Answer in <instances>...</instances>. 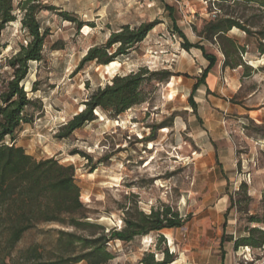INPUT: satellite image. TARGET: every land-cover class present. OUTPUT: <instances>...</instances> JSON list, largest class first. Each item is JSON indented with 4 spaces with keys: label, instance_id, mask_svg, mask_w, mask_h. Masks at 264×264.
Instances as JSON below:
<instances>
[{
    "label": "rangeland",
    "instance_id": "obj_1",
    "mask_svg": "<svg viewBox=\"0 0 264 264\" xmlns=\"http://www.w3.org/2000/svg\"><path fill=\"white\" fill-rule=\"evenodd\" d=\"M38 1L55 8L38 14L44 32L42 60L29 62L22 84L28 96L41 99L43 110L38 115L37 108H31L33 121L22 125L15 144L37 159L54 156L60 163L73 164L87 220L102 226L92 228L97 234L122 228L124 216L138 218L160 206L185 218L179 227L150 231L131 241L109 240L107 249L113 258L105 264H146L150 255L161 260L165 251L172 256L169 264L263 263L262 250L235 249L229 240L245 233L251 225L249 215L264 217V54L258 52L255 36L231 28L226 36L244 51L232 53L230 60L240 56L243 64L223 67L222 48L231 52L228 41L201 36L205 22L224 12L217 0ZM165 4L172 6L171 14ZM225 10L254 21L252 30L264 26V15L254 7ZM63 12L75 22L64 19ZM20 16L18 11L17 20L0 32V89L11 75L5 58L25 42ZM172 18L191 42L217 56L205 78L209 93L201 85L193 94L194 111L187 97L207 61L199 49L181 47ZM151 20L158 23L133 50L118 57L121 63L80 65L89 47L103 44L121 25L132 28ZM77 22L84 25L77 28ZM140 66L167 69L172 75L167 82L146 80L143 100L116 118L97 111L95 120L69 137H57L59 126L83 107L92 90L110 82L115 73ZM34 80L37 91L31 92ZM5 142L11 140L6 137ZM229 194L234 206L224 215ZM59 227L40 225L50 229L46 235L36 229L26 231L13 258L33 242L52 246L54 229Z\"/></svg>",
    "mask_w": 264,
    "mask_h": 264
},
{
    "label": "trees",
    "instance_id": "obj_2",
    "mask_svg": "<svg viewBox=\"0 0 264 264\" xmlns=\"http://www.w3.org/2000/svg\"><path fill=\"white\" fill-rule=\"evenodd\" d=\"M217 1L224 12L205 22L201 36L208 40L215 37L228 41L231 52L225 46L222 48L223 67L243 64L240 56H237L238 59L230 60L232 53L244 51L243 46L226 36L233 27L240 29L246 37L255 36L257 50L264 54V26L252 30L251 28L255 26L254 21L249 22L243 15L234 16L225 10L242 5L254 7L261 16L264 15V0ZM54 8L38 0H0V32L8 23L17 20L19 11L21 13L19 21L26 33L25 42H21L17 50L5 58V65L11 70V75L0 89V264H76L82 261L85 264H105L113 258V254L107 249L106 243L109 240L131 241L135 237L145 236L150 231L179 227L185 221L177 212H171L168 206H160L151 209L149 213H142L138 218L124 216L122 228H111L107 232L100 231L97 234L92 228L102 229V226L87 220L84 206L79 199L80 188L74 178L73 164L60 163L54 156L37 159L13 141L23 124L32 123L34 111L31 108H37L40 112L38 115H41L43 110L41 99L28 96L22 81L28 73L29 62L42 60L44 32L41 30L38 14L44 9ZM164 9L169 14L172 13V6L169 4H165ZM63 13L64 19L75 22L74 17ZM171 21L172 28L181 38V47L185 50L199 49L207 61L187 97L194 111L196 102L193 94L199 86H206L205 78L215 65L217 56L207 52L202 44L191 42L175 19L172 18ZM157 23L156 20L143 21L132 28L128 24L121 25L110 32L103 44L89 47L80 65L94 62L96 66H107L119 60L120 55L133 50ZM82 25H84L82 22H77V28ZM171 75L172 72L167 69L149 70L143 66L128 73H115L110 82L92 90L82 101L83 107L59 126L57 137H69L85 123L95 120L97 111L105 113L111 119L116 118L127 108L143 100L141 90L146 80L167 82ZM36 83L37 80L32 81L31 92L37 91ZM206 92L209 93L207 86ZM6 137L11 140L10 143L5 142ZM240 186L245 188L244 183ZM228 198L229 205L224 215L234 206L233 196L229 194ZM247 222L251 225L246 226L245 233L235 238L230 236L229 240L233 241L235 249L239 246H248L264 252L262 228L264 217L259 218L257 214H251ZM49 223L60 226L54 229L52 246L45 248L41 242H33L20 249L16 258H13V251L26 231L36 229L40 234L46 235L50 229L39 227ZM65 227L72 230H65ZM76 230H86L88 233H78ZM159 237L164 241L162 234ZM165 253L166 256L161 260H154L150 255L144 263L169 264L172 261L171 253L168 254L167 251Z\"/></svg>",
    "mask_w": 264,
    "mask_h": 264
},
{
    "label": "crops",
    "instance_id": "obj_3",
    "mask_svg": "<svg viewBox=\"0 0 264 264\" xmlns=\"http://www.w3.org/2000/svg\"><path fill=\"white\" fill-rule=\"evenodd\" d=\"M199 87H200V86H199ZM199 87H198V88H199ZM221 260H223V256H222V255H221Z\"/></svg>",
    "mask_w": 264,
    "mask_h": 264
}]
</instances>
